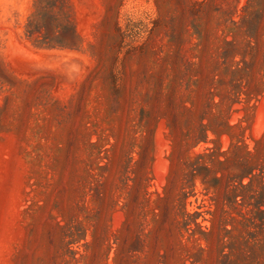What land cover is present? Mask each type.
<instances>
[{
    "label": "rangeland",
    "instance_id": "rangeland-1",
    "mask_svg": "<svg viewBox=\"0 0 264 264\" xmlns=\"http://www.w3.org/2000/svg\"><path fill=\"white\" fill-rule=\"evenodd\" d=\"M0 264H264V0H0Z\"/></svg>",
    "mask_w": 264,
    "mask_h": 264
}]
</instances>
